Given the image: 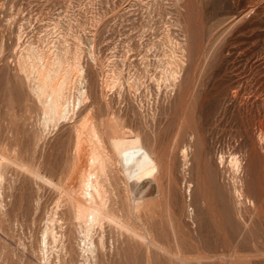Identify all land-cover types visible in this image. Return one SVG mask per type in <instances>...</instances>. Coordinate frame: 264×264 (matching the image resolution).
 Segmentation results:
<instances>
[{
  "label": "rangeland",
  "instance_id": "374dc122",
  "mask_svg": "<svg viewBox=\"0 0 264 264\" xmlns=\"http://www.w3.org/2000/svg\"><path fill=\"white\" fill-rule=\"evenodd\" d=\"M31 44L48 55L57 49L72 73L80 63L88 100L76 119L91 113L107 125L112 116L130 130L128 138L140 135L155 152L156 179H140L135 192L150 204L142 221H149L157 241L180 244L188 258L222 260L238 249L247 264H264V0H0V149L58 180L73 157L76 119L51 129L44 125L43 105L20 68L28 64ZM175 71L176 85L170 78ZM112 157L115 179L104 184L113 188L112 204L126 212L130 199L120 188L125 176ZM233 157L245 164L238 173ZM11 168L9 184L4 180L9 189L2 190L15 194L4 195L2 227L9 233L0 228V264H43L35 247L43 213L55 206L58 191ZM112 182L129 203L118 201ZM121 236V247L110 245L107 259L101 255L98 262L148 264L144 245ZM73 252L60 260L72 264ZM152 256L151 264H170L167 255ZM55 258L50 261L63 264ZM214 258L213 264L220 263Z\"/></svg>",
  "mask_w": 264,
  "mask_h": 264
},
{
  "label": "bare ground",
  "instance_id": "6f19581e",
  "mask_svg": "<svg viewBox=\"0 0 264 264\" xmlns=\"http://www.w3.org/2000/svg\"><path fill=\"white\" fill-rule=\"evenodd\" d=\"M29 49H31V52H30L28 60H26L28 64L27 65L20 64V68L26 73L27 78L30 80V83H31L30 87L32 88L33 93L43 105L42 109H43V115H44V120H45L44 122L45 124L44 123L43 124L51 129L59 125L60 121L62 122V120H65V121L75 120L76 116H78V112L80 108H82L84 103H86L88 100L87 90L85 89V86H84L85 85V78H84L85 74H84L83 68L79 65L80 63H78V66H76L77 63L76 65L74 64V66L76 67L73 69V73H72V69H69V64L67 63L65 57L59 54V52H56L57 49L54 50L52 54L50 55L46 54L41 49V47L35 46L34 44H31ZM58 51H60V49ZM66 58L68 57L66 56ZM73 62H76L75 59ZM71 64H72V61H71ZM171 70L173 71L175 69L171 68ZM176 71L173 72V75L170 76V78L172 77V81L175 83V85L179 77V75L178 76L174 75V73L177 74ZM71 73L72 75L70 77ZM168 75L166 76V78L169 77ZM260 81H261V78H260ZM166 82L168 81L166 80ZM172 83L170 84L172 85ZM260 88L258 90H261ZM254 91L255 90L253 89V92ZM238 93H239V90H236L235 95H237ZM238 97H239V94H238ZM111 117L109 120H111ZM109 120H108L109 123L107 122V120H104L108 123L107 125H104L106 123L103 124V120H102V123H99V120H95L94 116L91 113L85 116L83 115L82 117L79 118V120L78 118L76 119L75 125L73 127L74 132H75V137L73 138L74 144L72 145L73 157H71L72 160L70 161L69 166L67 165L68 167L65 168L66 169L65 172L64 173L62 172L63 175L61 174L58 180H55L53 178L54 176L53 177L48 176L40 168L38 167L35 168L34 167L35 165L33 166L31 163H26L24 160L18 161L17 159H14L15 154H14V157H11L6 150L7 148L0 149V228L4 229L3 231H5L4 226L6 224H4L3 221L6 218L2 220L1 217L3 214L5 215L4 213V209L6 205L5 200H7L6 198H8L6 196H8L9 194L12 197V195L15 194L13 193L11 195L9 191L7 192V195L4 194V190H6L4 187V185L6 186V184H4L5 183L4 180L7 181L8 179L6 174L9 173L10 169H14V168H11L12 166H14L20 170L25 171L24 174L28 173L37 181L42 182L46 185L49 184L53 186L56 189V191H58L57 194L59 198L58 200L56 198L57 201L56 203L54 202L55 206L52 207V209L48 207L49 211L47 214H46V210H45V213H43L44 214L43 216H46V217L44 220V223H45L44 228H42L43 229L42 238H40L41 236L39 237L40 239L39 248L35 247V250L39 249L41 253L40 254L41 260L40 259L38 260L40 262L42 261L41 263L43 264L49 263V261L52 258H55V256L59 257V260H60V256L63 257L62 255L63 253L68 254L69 252H73L74 250H75L74 252H75V255L77 256V259L79 258L78 257L79 255L81 257L80 260L81 259L83 260V261L81 260L82 264H91L92 262L93 263L95 262L94 264H98L99 263L98 261L100 260L101 255H104L101 258L102 260L107 259V258H104L105 252L110 247V245L112 246V245H115V243L117 242L119 243L120 238L118 237V234L123 235L121 236L122 238L125 236H128V238L132 239L131 241L136 242L138 246L144 245L145 247L144 246L142 247L146 248L145 254L147 252L146 257L148 258V264H151V258H154V256H152V252H154L156 255H160L161 257L164 255H167L169 257L170 264H210L209 263L210 260H211V263L213 264L212 259L215 256L214 257L212 256L213 257L212 258L211 256L202 255V256H197L193 258H188L183 253L184 250H182L183 248H181L180 244H177L175 248H171L157 241L156 240L157 238L156 237H155L156 239L154 238L155 232H154V235L152 236L151 235L152 231L150 232L147 229V222H148V228L149 229L151 228L149 225V221L147 219H146V222L143 219L144 223H146V226L143 225V228L142 226H140V223L143 222L142 212L146 211L147 209L149 210L150 204L146 200L138 196L135 191L138 188V183H139L138 181L140 179L146 180V179L153 178L152 181L156 179L157 173L159 171V167L157 163L158 161H157V158L155 159L153 155L155 152L149 150L143 144L142 142L143 139L140 138L141 137L140 135L138 136L137 134V137H135L134 139H130L131 137L128 138L127 136L130 130L129 131L127 130L128 133L126 132V127H124L123 122H122V125L125 129L123 127L122 128L119 127V124L121 123V121L119 123L117 122L118 125H116L117 123H114V120H111V122L113 121V123H110ZM119 120H121V118ZM45 126H44V129H46ZM112 156L116 157V160L119 164V168L125 176L124 186L121 183L122 187L120 188L122 190L124 187V192H126L125 196L127 194L130 199L129 201L130 204H128L129 207L126 210V212H123L125 209L124 206H122L123 207L122 208L123 210H122L121 208H119L120 206L117 207L113 205L114 203L112 204L111 202L112 198L110 199V193L108 192V190L110 191L113 188L107 190L104 184V180H105V183H110L114 177L113 172L115 171V166H114L115 164L113 160L115 158L113 159ZM233 164H234L235 170H232V171L233 172L236 171L235 173L242 171L243 166H245L244 162L242 165V159L240 161L236 157L233 160ZM248 164L246 166L247 168L249 166ZM7 168L9 169L8 172L6 171ZM118 170L119 169H117V174L119 175L118 172H120V170L119 171ZM245 170L246 168L244 167L243 174H245ZM11 172H14V171H11ZM240 174L241 173H239V177L237 174L238 182L240 181L239 178L241 176L245 177L243 174L242 175ZM115 176L117 175L115 174ZM5 177H7V179H5ZM105 177H108L107 179L108 180L110 179L111 181L109 180L108 182V180H106ZM235 177H236V174H235ZM246 178H249V176L248 177L246 176ZM9 181H11L10 183L12 185L13 181L11 180V178L9 179ZM15 182L16 181H14L13 183L15 184ZM238 182L235 188L239 189V187L241 186L238 187ZM115 183H116V186H118L117 180H115ZM109 185L111 184H108L107 186ZM112 185L115 189L116 186L113 184V182H112ZM244 186L246 188L247 184L245 185L243 183V187ZM3 188L4 190H2ZM6 188L8 187L6 186ZM116 189H115V192H117ZM119 191L120 190L118 188V192H117L118 196L117 197L115 196L116 198H118V201L120 199L119 197H121V191L120 192ZM244 192L246 193V190ZM235 193H238V191ZM4 195L6 198L4 197ZM122 195H124V193ZM111 197H113L112 194H111ZM116 198H114L115 203H116ZM121 200L125 201L126 199L121 197ZM152 206L154 207L155 205H152ZM152 216H153V212H152ZM2 222L4 225L3 227H2ZM107 229L108 231L111 230V232H114V235L116 233L117 239L116 237L113 236V234L112 236L111 235L109 236ZM2 232L0 231V234H2ZM118 238H119V241H118ZM128 238H127V242H130V240L128 241ZM254 238L255 237L253 236V239ZM39 239H38V242H39ZM5 245H8V244L5 243ZM119 245L121 247L120 243ZM122 246H124V244ZM3 249H6V247L4 248V245H3ZM76 249H77L78 255L76 254L77 253ZM240 251L242 250L235 249L230 254H223L222 260L221 258H218L219 256L215 257L214 260L215 261L219 260L220 263H214V264H221L222 261L224 262V264H247L249 263L250 261L245 259ZM256 251L258 253V249H256ZM33 252H35L34 249H33ZM73 253L72 254L70 253V254L73 255ZM127 253H129L128 250H127ZM34 254L35 253H33V255ZM36 254H35L36 256H39L38 252ZM70 254L68 256H70ZM75 255L73 256V259L71 261L72 264L74 263V261H76L75 264H78L77 259L76 260L74 259ZM106 255H109V254H107L106 252ZM68 256H67V259L69 258ZM154 259L152 260L154 262L152 264L156 263ZM55 260L57 259L55 258ZM55 260H53V262H55ZM62 260L60 261L63 263ZM205 260H207L208 263H205L204 262ZM102 262L104 263V261ZM50 263L54 264L52 263V261H50ZM157 263L161 264L160 261H158ZM112 264H114V262Z\"/></svg>",
  "mask_w": 264,
  "mask_h": 264
}]
</instances>
